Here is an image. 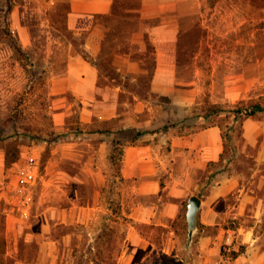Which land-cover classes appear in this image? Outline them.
<instances>
[{
  "label": "crops",
  "instance_id": "1",
  "mask_svg": "<svg viewBox=\"0 0 264 264\" xmlns=\"http://www.w3.org/2000/svg\"><path fill=\"white\" fill-rule=\"evenodd\" d=\"M65 1L66 25L79 37L81 52L69 54L63 74L48 78L50 140L23 145L10 164L0 151L6 243L0 259L33 264L17 244L51 241L49 235L39 238L29 231V221L15 213L33 204L32 191L44 214L51 195H65L70 181L87 180L89 198L81 200L76 192L67 209L83 222L84 213L109 209L98 202L101 187L115 186L119 208L133 222L123 239L128 246L119 255L122 264H132L138 248H153L156 241L163 254L187 259V264H264V121H242L243 139L235 152L252 163L240 170L231 163L225 173L209 169L224 151L220 127L197 126L188 118L202 103L203 85L195 61H180L184 48L179 40L187 21L203 15L204 0ZM48 143L44 169H37ZM67 158L77 171L62 166ZM212 175L217 179H210ZM193 193L201 198L198 231L186 249L181 211ZM136 224L151 232L159 228L160 235L147 236ZM45 226L47 218L41 222ZM225 246L235 253L226 261ZM178 249L185 250L184 257Z\"/></svg>",
  "mask_w": 264,
  "mask_h": 264
},
{
  "label": "rangeland",
  "instance_id": "2",
  "mask_svg": "<svg viewBox=\"0 0 264 264\" xmlns=\"http://www.w3.org/2000/svg\"><path fill=\"white\" fill-rule=\"evenodd\" d=\"M201 8L203 15L187 21L179 40L184 48L180 61H195L203 85L198 109L213 102L253 101L260 105L253 118L264 121V0H204ZM65 11V0H0V151L6 164L19 157L23 145L53 135L48 78L63 74L69 54L81 52L79 37L74 38L67 28ZM50 149L48 143L37 169H44L42 160ZM62 166L69 172L78 170L69 158ZM116 169L114 165L110 172ZM91 190L87 180L70 181L65 195H51V206L44 214L32 191L29 202L33 204L25 211L15 209V213L29 221V231L39 238L49 235L51 241L20 242V254L33 264H122L119 255L128 246L123 239L133 222L119 208L121 199L115 186L104 183L101 187L98 202L109 209L86 212L81 215L83 222L75 221L76 212L67 209L76 192L85 200ZM184 212L185 205L182 220ZM46 218L49 226L41 227ZM3 221L0 212V252L6 246ZM136 227L154 239L161 232L159 228L151 232L146 225ZM155 243L153 248H138L132 264H187V259L163 254L160 243ZM177 252L184 257L185 250ZM12 261L2 257L0 264Z\"/></svg>",
  "mask_w": 264,
  "mask_h": 264
},
{
  "label": "trees",
  "instance_id": "3",
  "mask_svg": "<svg viewBox=\"0 0 264 264\" xmlns=\"http://www.w3.org/2000/svg\"><path fill=\"white\" fill-rule=\"evenodd\" d=\"M259 103L253 101L238 100L233 103L214 102L195 109L189 116L192 122L199 126L218 125L224 141V151L218 162L209 163V169L218 168L225 173H229L231 163L236 169H241L244 164L252 163L251 158H240L236 156V145L238 141H242V121L245 118L254 117ZM226 120V122H224ZM238 132V133H236ZM240 137V139H239ZM225 159V161H224ZM8 161V159H7ZM12 161V160H11ZM217 179L215 176H211ZM235 255L231 252V256Z\"/></svg>",
  "mask_w": 264,
  "mask_h": 264
},
{
  "label": "water",
  "instance_id": "4",
  "mask_svg": "<svg viewBox=\"0 0 264 264\" xmlns=\"http://www.w3.org/2000/svg\"><path fill=\"white\" fill-rule=\"evenodd\" d=\"M201 206V198L197 194H190L185 205L184 218L186 222V236L184 248L188 249L189 245L198 231L197 215Z\"/></svg>",
  "mask_w": 264,
  "mask_h": 264
},
{
  "label": "built area",
  "instance_id": "5",
  "mask_svg": "<svg viewBox=\"0 0 264 264\" xmlns=\"http://www.w3.org/2000/svg\"><path fill=\"white\" fill-rule=\"evenodd\" d=\"M231 249L230 248H227L226 246L223 248V260H229L230 257H231Z\"/></svg>",
  "mask_w": 264,
  "mask_h": 264
}]
</instances>
